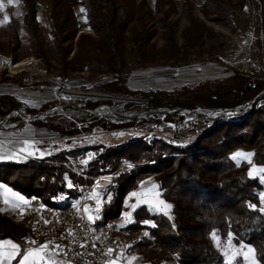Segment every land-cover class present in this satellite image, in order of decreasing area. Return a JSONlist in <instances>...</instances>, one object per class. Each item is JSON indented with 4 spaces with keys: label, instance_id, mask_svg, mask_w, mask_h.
I'll return each instance as SVG.
<instances>
[{
    "label": "trees",
    "instance_id": "1",
    "mask_svg": "<svg viewBox=\"0 0 264 264\" xmlns=\"http://www.w3.org/2000/svg\"><path fill=\"white\" fill-rule=\"evenodd\" d=\"M244 2L204 0L199 11L207 20L231 27L238 19L237 9ZM21 3L25 8L24 25L30 46L37 58L45 60L46 51L37 23V0H21ZM82 4L92 34L80 31L74 9L66 0L50 2L54 46L61 53L59 70L64 79L88 72L114 75L124 82L136 69L164 64L176 67L188 62V53L178 45L174 25L168 21L169 12L177 9L175 0H154V5L148 0H82ZM261 6L264 15V0ZM156 15H161L158 27L164 32L165 46L161 49L151 44V34L145 29V21L154 20ZM200 27L202 23L193 19L186 32L198 30L194 36L197 42L189 43V38L184 36L186 46H200ZM65 43L69 45L64 47ZM128 44L134 52L132 64L127 58ZM195 53H206L208 59L225 64L211 49H197ZM257 96L262 98L246 114L216 122L185 150L160 139H154L151 144L137 139L108 147L96 145L91 148L104 151L91 162L86 171L90 178L86 180L63 165L89 150L82 147L46 159L52 163L31 160L0 163V183L27 199L38 197L48 204H61L54 199L68 192L66 176L73 185L90 186L94 177L113 174L123 161L142 163L129 173L114 176L117 185H112L110 190L115 188V196L103 205L97 223L120 217L125 196L143 176L153 174L157 176L161 197L172 204V214L166 217L150 213L144 207L134 211V223L126 229L148 232L149 239L145 238L146 242L140 247L157 245L173 257L174 264H228L214 242L213 235L217 234L222 245L231 238L237 245L251 247L257 264H264V212L260 210L263 187L257 179L248 176L245 163H236L229 155L238 147L252 148L255 163L264 165V80L232 70L225 82L210 89L200 101L205 109H234L250 106ZM19 107L20 102L13 96L0 95V120ZM9 120L25 122L20 117L10 116ZM32 123L60 135L73 136L81 132L73 123H56L55 118L50 117L34 119ZM131 124L96 123L87 128L97 125L111 131ZM107 166L110 169L99 170ZM142 220L152 224L141 225ZM20 236V230L0 214V239L19 240Z\"/></svg>",
    "mask_w": 264,
    "mask_h": 264
},
{
    "label": "rangeland",
    "instance_id": "2",
    "mask_svg": "<svg viewBox=\"0 0 264 264\" xmlns=\"http://www.w3.org/2000/svg\"><path fill=\"white\" fill-rule=\"evenodd\" d=\"M66 1L74 9L80 31L92 34L90 23L85 16L82 0ZM203 1L175 0L177 9L169 12L168 21L174 25L176 41L188 53L187 63H181V65L176 67L164 64L136 69L124 82H120L114 75H94L88 72L72 74L68 79L61 77L59 70L61 53L54 46L53 27L49 16L51 0H37V21L39 22V34L46 51L45 60L37 58L30 46V40L23 24L25 15L23 4L24 10L18 0H0V56L5 58L1 59L0 63V93L14 92L21 97L19 109H12L8 114L12 118H16L20 117L16 112H20L26 116L39 115L40 117L36 119L43 120L50 117L55 118L56 123H62L63 121L73 123L78 129L77 131L81 130L80 134L56 136L54 139L64 138L65 140L58 150L53 149V151L61 153L63 151H74L82 147L89 149L84 151L83 155L79 156L77 160H70L63 164L76 176L87 180L90 177L86 174V171L90 167L91 162L104 151V149H92L91 147L96 146L94 143L99 142L107 145L137 140L135 135H126L124 131L119 129H114L111 133H101L104 128L96 125L94 128L89 129L87 128L88 126L96 123L106 126L123 123L120 119H116L118 115L115 112L119 114L133 113L156 109V107L160 106L188 108L190 106H198L203 108L200 98L210 89L225 82L232 74V70L249 73L264 80V15L261 12V0H245L244 5L237 9L239 13L238 19L234 21L231 27L207 20L199 11V6ZM148 2L154 5V0H148ZM5 17H7V20H5ZM159 19H161V15H156L152 21H145V29L151 34V44L156 49H161L165 46L164 32L158 27ZM193 19L202 23L203 27H200L202 37L199 47L190 48L186 46L188 43L185 41L184 36L189 38V43L190 41L193 43L197 42L194 36L197 35L198 30L195 31L193 29L186 32V29L192 25ZM63 45L66 47L69 43ZM197 49H211L225 64H219L208 59L206 53L196 55L195 51ZM127 58L131 64L134 62V52L131 44L127 46ZM247 58H250L249 64L245 63ZM11 61H14L15 65L24 62H28V65L23 68H10ZM88 93L110 95L117 99L81 95ZM253 105H250L248 109H251ZM260 105L261 103L258 106ZM247 107L243 108L238 115L246 114L248 111ZM68 108H73L74 112L71 109L68 110ZM76 108H80V112L84 114L93 110L95 112L92 116L84 117L77 114L79 111ZM28 112L36 113L31 114ZM108 112H112V115H104ZM45 114L48 116L44 117ZM9 118L7 123H18L17 120H9ZM231 118L235 117L228 118L227 115L225 116V120ZM22 119L28 122L34 120ZM153 121L149 119V123ZM217 123L213 121L207 122L209 125L213 124L211 128ZM145 127V124L142 125V129H145ZM142 141L151 144L153 140L142 139ZM45 146L52 149L49 140ZM179 149L185 150L187 148ZM237 153H242L243 155L236 156ZM229 155L236 163H245L248 176L257 179L261 183L263 187L260 194L261 199V196H264V172L260 170L264 169V165L255 163L253 149L238 147L232 150ZM234 156L235 159H233ZM41 161L52 163L48 160ZM84 161H87V163L85 164ZM141 164L123 161L113 174L94 177L90 186L73 185L66 176V189L68 192L60 194L54 201L65 204L71 200H77L88 190L89 193L86 197L88 201L87 207L96 209L97 201H99L100 212L93 214V216L95 215V217L99 218L102 215L103 205L110 202V199L115 196V188L113 187L110 190L112 185H117V182L114 181V176L129 173L134 166ZM107 169H110V166L99 170L105 171ZM98 177L101 178L98 179ZM100 180L107 182V186L99 189V184L103 183ZM105 194L106 196L103 198ZM261 209H264V200L262 199ZM87 216L89 219L90 215L88 213ZM93 219L94 217L89 220L93 221ZM115 219L119 220V217ZM109 220L111 219L107 221ZM12 223L15 226L14 221ZM132 223H134V220H132ZM151 224V222L145 221L141 225L150 226ZM214 235V242L223 254L226 263L257 264L251 247L244 244L237 245L231 238L222 245L218 235ZM145 238L149 239V236ZM145 238L132 246V249L138 248L136 251L142 253L144 258H149L152 261L157 262L159 257L162 264L175 263L173 257L167 256V253L166 255L162 254L161 257L156 255L158 251L162 250L157 245L140 247L146 242ZM147 248L148 250H145ZM248 248L252 249L251 253H248Z\"/></svg>",
    "mask_w": 264,
    "mask_h": 264
},
{
    "label": "built area",
    "instance_id": "3",
    "mask_svg": "<svg viewBox=\"0 0 264 264\" xmlns=\"http://www.w3.org/2000/svg\"><path fill=\"white\" fill-rule=\"evenodd\" d=\"M245 63L249 64L250 58L245 59ZM240 111L160 106L140 112L115 114L118 115L116 119L123 123H132L119 129L126 135H135L140 140L160 139L166 144L186 148L213 126L207 124L208 121H223L226 115L236 118ZM149 119L154 121L149 123ZM144 124L146 127L142 129ZM113 131L103 129L101 133ZM64 140L51 139L50 147L58 150ZM88 193V190L85 191L77 200L67 204H48L41 198H30L14 219L15 226L22 232L19 238L21 248L25 251L43 249L46 264H105L113 254L124 252L146 237L142 231L130 232L116 219L104 224L90 221L87 213L93 215L96 211L87 207Z\"/></svg>",
    "mask_w": 264,
    "mask_h": 264
},
{
    "label": "crops",
    "instance_id": "4",
    "mask_svg": "<svg viewBox=\"0 0 264 264\" xmlns=\"http://www.w3.org/2000/svg\"><path fill=\"white\" fill-rule=\"evenodd\" d=\"M18 2L20 6H22L21 0H18ZM21 8L24 10L23 6ZM37 23L39 27V22L37 21ZM0 95L13 96L21 103V97L14 92H4L0 93ZM58 135L60 134L46 127L34 125L32 121H25L22 123H7L6 120L5 123L0 124V157H4L0 158V163H23L28 160L41 161L49 159L53 154H56L57 151H53V149H50L45 145L47 144L48 140L54 139ZM94 144L105 147L111 145H103L99 142ZM17 197H22L23 199H17ZM160 200H163L165 204L170 205V210L162 209V206L159 203ZM27 201L28 199L26 197L12 190L10 187L0 183V214L3 217H6L11 222H13L19 213V209ZM132 205H136L134 211L144 207L150 213L162 214L166 217H170L172 214V204L161 197L157 176L153 174L143 176L139 180L137 186L125 196L119 217L122 227L126 228L129 224H132V220H134V211L131 207ZM165 211H168L167 215L164 214ZM129 213L131 214L130 220L126 219V214ZM89 215L94 217L93 221H98L95 215ZM145 221L146 220H142L141 224ZM142 232H144L145 235L148 234V232L145 230H142ZM146 236L148 237L149 235ZM12 245L16 246L15 249L12 248ZM132 246L124 252L113 254V256L108 259L105 264H162L159 257L157 262L152 261L149 258L146 259L142 253L136 251L138 248L132 249ZM145 250H148V248ZM29 253L32 255H28ZM166 253V251L160 250L156 255L161 257L162 254L166 255ZM25 256H27L25 264H46L43 261L42 250L39 249L25 251L21 248L18 240H14L12 238L0 239V264H20V261L24 260Z\"/></svg>",
    "mask_w": 264,
    "mask_h": 264
},
{
    "label": "water",
    "instance_id": "5",
    "mask_svg": "<svg viewBox=\"0 0 264 264\" xmlns=\"http://www.w3.org/2000/svg\"><path fill=\"white\" fill-rule=\"evenodd\" d=\"M1 59H5L4 57H1L0 56V63H1ZM10 61V60H9ZM10 65L13 67V66H16L15 65V62L14 61H11L10 62ZM25 65H28V62L27 63H25V64H23V65H20L19 67H15V68H23V67H25ZM98 96L97 97H101V98H105V99H117V98H114L113 96H110V95H103V94H97ZM83 96H91V97H94L93 96V94H90V93H88V94H83ZM262 98V96H257L252 102H251V105H253V104H255L259 99H261ZM69 109H71L73 112H74V109L73 108H68V110ZM78 111H79V113H77V114H79V115H82V116H87V117H89V116H92L93 115V113L95 112V110H93V111H90V112H88L87 114H84V113H81L80 111V108H76ZM243 109V106H239V107H236V108H234V109H232V110H234V111H240V110H242ZM67 110V111H68ZM16 114L18 115V116H20V117H22V118H25V119H28V120H33V119H36V118H39L40 116L39 115H37V116H26V115H23V114H21L20 112H16ZM9 116H10V114H8V115H6L4 118H3V120L0 122V124H2V123H5L6 122V120L9 118ZM48 115L47 114H45L44 115V117H47Z\"/></svg>",
    "mask_w": 264,
    "mask_h": 264
},
{
    "label": "snow or ice",
    "instance_id": "6",
    "mask_svg": "<svg viewBox=\"0 0 264 264\" xmlns=\"http://www.w3.org/2000/svg\"><path fill=\"white\" fill-rule=\"evenodd\" d=\"M5 20H7V17H5ZM240 155H243L242 153H237L236 154V156H240ZM0 158H4V157H0ZM233 159H235V156L233 157ZM84 163L86 164L87 163V161H84ZM261 172H264V169H261L260 170ZM69 187H71V185H69ZM6 191H7V189H6ZM13 195H15V194H13ZM17 199H23L22 197H17ZM261 199L262 200H264V196H261ZM159 203H160V205L162 206V209H164V210H170V205H167V204H165L164 202H163V200H160L159 201ZM132 207V209H133V211L135 210V208H136V205H132L131 206ZM262 211H264V209H261ZM95 211L97 212V213H99L100 212V202L99 201H97V208L95 209ZM164 214L165 215H167L168 214V211H165L164 212ZM89 219L91 220L92 219V217L91 216H89ZM126 219H131V214L129 213V214H126ZM213 238L215 239V235H213ZM15 245H12V248L13 249H15ZM43 250V249H42ZM248 253H251L252 252V249L251 248H248ZM28 255H32L31 253H29ZM246 259H247V255H246ZM27 260V256H25V259L24 260H21L20 261V264H25V261Z\"/></svg>",
    "mask_w": 264,
    "mask_h": 264
},
{
    "label": "bare ground",
    "instance_id": "7",
    "mask_svg": "<svg viewBox=\"0 0 264 264\" xmlns=\"http://www.w3.org/2000/svg\"><path fill=\"white\" fill-rule=\"evenodd\" d=\"M5 61V60H4ZM26 62H24V63H18L15 67H19L20 65H23V64H25ZM10 66V65H9ZM15 67H12V66H10V68H15ZM79 95V94H78ZM81 95H83V94H81ZM81 95H79V96H81ZM93 96H94V98H96L98 95L97 94H93ZM104 115H108V116H110V115H112V112H108V113H106V114H104ZM100 182H103L102 180H100ZM107 186V182H103V183H100L99 184V189H101V188H104V187H106Z\"/></svg>",
    "mask_w": 264,
    "mask_h": 264
}]
</instances>
